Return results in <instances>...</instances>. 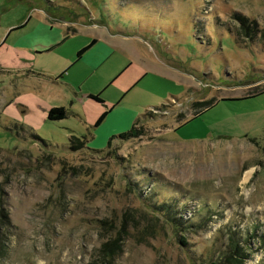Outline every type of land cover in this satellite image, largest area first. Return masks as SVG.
I'll return each instance as SVG.
<instances>
[{"label": "rangeland", "instance_id": "rangeland-1", "mask_svg": "<svg viewBox=\"0 0 264 264\" xmlns=\"http://www.w3.org/2000/svg\"><path fill=\"white\" fill-rule=\"evenodd\" d=\"M123 1L0 0V264H264V0ZM100 20L142 60L39 52Z\"/></svg>", "mask_w": 264, "mask_h": 264}, {"label": "crops", "instance_id": "crops-1", "mask_svg": "<svg viewBox=\"0 0 264 264\" xmlns=\"http://www.w3.org/2000/svg\"><path fill=\"white\" fill-rule=\"evenodd\" d=\"M124 2H126V0L123 1V3ZM88 19L90 21H92L93 17L89 16ZM63 24H66V26H67L68 23H63ZM71 24H74V23L72 22ZM94 26H97L98 29L94 28ZM84 27H85L86 31L76 29L74 26L75 29H73V31L66 30L65 31L66 33L64 35L61 31H59L58 28H55V32L52 34L54 39L47 46L38 49L39 52L46 53L47 51H51V50L55 49L56 47L64 44L65 41L70 40V39H74L82 31V32H84V34H82L80 36L82 43L77 48L81 49L82 47L87 46V45L89 47L82 53V55L78 59H77L76 55H77V52L79 49H76L77 52L75 54V60L72 61L73 59H68V61L65 62V65H67L69 63L71 64L68 69H70L72 66H74V64H76L77 61L83 59L84 61L87 62L89 68L91 69V72L96 71L97 68L106 61V58H107L106 48H108L107 44L121 46V50L124 53H127L125 55L127 59H128V57L132 56V58L128 59L130 61L127 64V66L134 64L135 61L138 62L139 60H142V57L139 54L138 50L132 48L129 44L126 43L127 39H125V38H129V40H130V37L122 36L120 33H114V32L111 33L109 31L110 29L106 25H104L102 20L98 21L97 24L96 23L95 24H92V23L84 24ZM11 30L12 29H10V31ZM132 38L135 39L134 36H131V39ZM124 71H125V67H122V69L120 71L117 70L112 75L113 77H111V76L108 77L109 78L108 80H110L108 86L110 84L114 83L117 80V78ZM45 72L47 74H52L51 71H48L47 69L45 70ZM108 86H106L105 88H107ZM90 95H99L100 96V93L97 94V93H92V92H86L83 94V96L86 97L87 100L93 99L90 97ZM100 98L102 101H97V102L103 103V99L101 96H100ZM52 107H54V106H52ZM49 108L50 107H48V109ZM107 115H108V113H107Z\"/></svg>", "mask_w": 264, "mask_h": 264}, {"label": "trees", "instance_id": "trees-1", "mask_svg": "<svg viewBox=\"0 0 264 264\" xmlns=\"http://www.w3.org/2000/svg\"><path fill=\"white\" fill-rule=\"evenodd\" d=\"M245 33H247L248 35H250V32H249V28L248 27L245 28ZM88 47L89 46L87 45V46H84V47H82L81 49L78 50L77 55H76L77 56V59L82 55V53ZM90 97L93 98L96 101H102L99 95H90ZM156 109H158V108H156ZM107 113H108V110L107 111H104L100 115V117L95 122V125H94L95 127L98 126L102 122V120L106 117ZM67 115H68V110H67V108L65 106H62V105L61 106L50 107L48 109V111H47V119L48 120H51V121H57V120L64 119V118L67 117ZM142 129H143L142 128V124H139V121H135L134 123H132L131 127L128 130L123 131L121 133H118L117 135H112L109 138V140H108V143H107L108 144V147L111 145V143H112V141H113L114 138H119V139H122V140H127V139H131V138H135V137L141 136L143 134ZM35 137H38V136L36 135ZM85 139L86 138H83V140H81V138H79L77 136L71 135L69 137L70 148L72 150L78 149L80 147L78 145L79 142H81V141H84L85 142ZM98 151H101V150H98ZM6 196H7L6 192L4 191L3 188L0 187V230L2 229V227H5V226H7V225L10 224V220H9V217H8V210L6 208ZM164 202H166V201H164ZM161 207H164V205L161 206ZM162 209H164V208H162ZM156 210L159 211L158 209H156ZM176 213H177V210H173L172 211L171 220L172 219H175V221H178L179 220L178 218H176L174 216V214H176ZM184 217H187V216L184 215ZM181 219H183L182 216H181ZM182 241H183V238H182ZM117 245H118V241H116V240H113L112 243L111 242H108V243L102 244L101 251L103 252V258H105L106 260L109 259L108 257L111 255L112 249L114 247H116ZM225 254H224V257H225L224 259L226 261L232 262L233 264H236L235 261L237 259H235L232 254L231 255L230 254L225 255ZM210 264H217V263L211 262ZM218 264H223V261L221 263H218Z\"/></svg>", "mask_w": 264, "mask_h": 264}, {"label": "bare ground", "instance_id": "bare-ground-1", "mask_svg": "<svg viewBox=\"0 0 264 264\" xmlns=\"http://www.w3.org/2000/svg\"><path fill=\"white\" fill-rule=\"evenodd\" d=\"M250 171H246L245 175H244V180L246 181L249 177Z\"/></svg>", "mask_w": 264, "mask_h": 264}]
</instances>
